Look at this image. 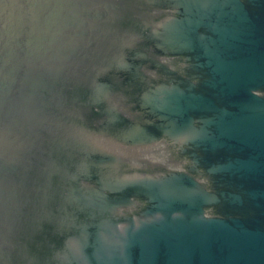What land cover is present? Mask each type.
Returning <instances> with one entry per match:
<instances>
[{
    "label": "water",
    "instance_id": "1",
    "mask_svg": "<svg viewBox=\"0 0 264 264\" xmlns=\"http://www.w3.org/2000/svg\"><path fill=\"white\" fill-rule=\"evenodd\" d=\"M0 264H264V0H0Z\"/></svg>",
    "mask_w": 264,
    "mask_h": 264
}]
</instances>
